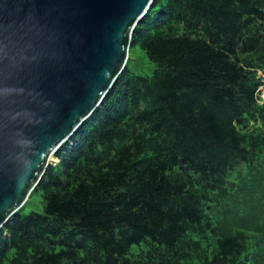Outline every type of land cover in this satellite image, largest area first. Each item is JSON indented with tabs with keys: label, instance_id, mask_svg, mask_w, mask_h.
Returning <instances> with one entry per match:
<instances>
[{
	"label": "trees",
	"instance_id": "1",
	"mask_svg": "<svg viewBox=\"0 0 264 264\" xmlns=\"http://www.w3.org/2000/svg\"><path fill=\"white\" fill-rule=\"evenodd\" d=\"M131 46L0 264H264V0H154Z\"/></svg>",
	"mask_w": 264,
	"mask_h": 264
},
{
	"label": "water",
	"instance_id": "2",
	"mask_svg": "<svg viewBox=\"0 0 264 264\" xmlns=\"http://www.w3.org/2000/svg\"><path fill=\"white\" fill-rule=\"evenodd\" d=\"M154 0H0V229L103 103Z\"/></svg>",
	"mask_w": 264,
	"mask_h": 264
},
{
	"label": "rangeland",
	"instance_id": "3",
	"mask_svg": "<svg viewBox=\"0 0 264 264\" xmlns=\"http://www.w3.org/2000/svg\"><path fill=\"white\" fill-rule=\"evenodd\" d=\"M127 70L129 74H134L138 76H151L153 71V64H151L146 57L145 53L134 46L130 45L129 53H128V62H127ZM260 97L264 102V87L260 88ZM53 158L55 160L50 162V165H56L59 162V159L54 155ZM34 192V191H33ZM33 192L30 194L27 199L25 205L21 209L24 214H27L31 211H40L41 210V201L40 196L34 195Z\"/></svg>",
	"mask_w": 264,
	"mask_h": 264
},
{
	"label": "bare ground",
	"instance_id": "4",
	"mask_svg": "<svg viewBox=\"0 0 264 264\" xmlns=\"http://www.w3.org/2000/svg\"><path fill=\"white\" fill-rule=\"evenodd\" d=\"M53 160H55V159L53 158V156H50V158H49V162H51V161H53Z\"/></svg>",
	"mask_w": 264,
	"mask_h": 264
}]
</instances>
